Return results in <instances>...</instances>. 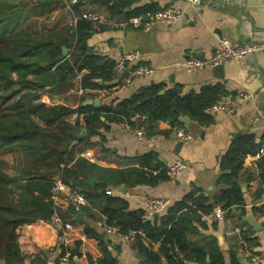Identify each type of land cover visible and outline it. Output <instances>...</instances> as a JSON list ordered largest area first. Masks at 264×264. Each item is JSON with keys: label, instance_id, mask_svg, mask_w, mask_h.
Wrapping results in <instances>:
<instances>
[{"label": "trees", "instance_id": "16d2710c", "mask_svg": "<svg viewBox=\"0 0 264 264\" xmlns=\"http://www.w3.org/2000/svg\"><path fill=\"white\" fill-rule=\"evenodd\" d=\"M135 1L92 0L117 15H141L160 9L150 3L126 12ZM81 6V0L70 6L63 0H0V264H28L25 248L30 246L29 230L38 220L51 221L57 211L63 224L76 223L81 210L96 217L97 209L108 218L107 226L118 227L121 233L143 230L144 235H137L132 246L144 263L163 264L164 256L169 264H203V249L186 239L191 230L188 226L198 217L196 221L202 222L216 206L227 211L241 207V215L246 214L240 174L248 156L260 155L257 167L261 187L256 193L260 197L264 192V154L260 153L264 138L257 143L254 135H246L229 146L219 163L217 185L221 190L213 199L196 189L154 220H146L144 209L128 210L127 200L107 191L121 184L154 185L171 178L167 164L150 152L124 169L99 166L82 155L85 146L93 144L92 137L100 134L107 122L126 123L131 128L144 125L147 136L161 132V121L184 128L185 117L208 126L214 122L212 107L222 96L231 94L223 83L207 84L188 93L179 84L167 87L153 83L110 105L73 107L62 102L77 79L84 91H112L123 84L115 71L116 61L81 49L95 31L90 21L81 18ZM59 8L62 13L49 21ZM71 11L77 16H73L74 25L68 21ZM32 17L36 18L34 22L45 18L41 24H27ZM64 46L69 50L67 55ZM89 96L83 94L80 102ZM136 113L145 115V119H134ZM83 129L86 136L79 137ZM92 176L98 178L94 183H90ZM57 178L79 190L87 205L65 202L64 194L58 197L65 201L58 203L53 193ZM91 232L87 226V233ZM157 242L160 247L156 251L153 243ZM177 248L185 253L182 260L177 258ZM66 249L63 244L58 246L60 252ZM218 262H223L222 256H217ZM98 263L118 261L105 255Z\"/></svg>", "mask_w": 264, "mask_h": 264}, {"label": "crops", "instance_id": "0c3cea01", "mask_svg": "<svg viewBox=\"0 0 264 264\" xmlns=\"http://www.w3.org/2000/svg\"><path fill=\"white\" fill-rule=\"evenodd\" d=\"M81 3L83 12L91 11L115 21L128 17L112 14L106 6L94 4L92 0H81ZM150 3L156 4L160 9H180L184 11V16L175 23H162L149 31L103 28L91 32L85 41L87 46L81 47L88 54L92 52L102 55L117 64L123 55L136 54L124 69L129 70V75L120 80L124 71L117 73L123 84L112 91H84L77 79L65 94L66 100L62 99V102L77 107L80 104L85 105L84 102L89 99L99 98L101 106L110 105L131 97L136 90L153 83L167 87L179 84L183 86L184 93L199 90L207 84L223 83L231 95L249 92L253 96L237 112L213 110L214 122L208 126L202 127L189 117L183 118L185 126L181 129L193 135L189 143L180 141L177 138L178 129L166 121L159 122L160 133L150 136L148 134L145 140L139 139L126 123L107 122L105 127L100 128V134L92 137L93 144L85 146L83 152L90 150L97 160L95 164L115 169L129 167L138 162L140 156L150 152H154L159 161L167 165L183 160L186 167L179 174L157 184L135 187L121 184L109 189L113 195L127 200L128 210L131 211L146 210L145 202L149 198H166L169 204L159 213L162 216L168 212V207L184 200L191 191L197 189L211 199L219 193V163L222 155L236 139L254 135L257 143L263 142L264 52L250 54L240 62L224 64L223 78L215 76L214 67L188 72L183 63L190 57L210 59L221 38L264 42V0H202L200 7H193L186 0H136L129 7V11H125L130 12ZM65 10L64 8L63 12ZM61 13V8L54 11L49 21H54ZM69 14L68 21L73 24L77 16L72 15V11ZM137 66L153 67L155 73L128 81L131 70ZM80 89L83 90L82 93ZM83 94L92 96L80 102ZM186 118L191 119V122H186ZM101 119L106 120L104 116ZM260 153L264 154V148ZM259 156H248L245 168L240 174L239 180L246 199L244 216L241 215V207H234L231 211L225 210L223 221L218 220L212 213L204 215L202 222L196 221L200 220L198 217L188 226L191 230L188 231L186 239L203 249L200 253L205 258L203 264H217V256L223 257V262L218 264H252L251 254H264V192L260 197L256 194L261 187L257 167ZM63 201L65 200L57 198L58 203ZM96 211L97 216L92 217L81 210V218L76 219V223L69 222L71 227L65 231L71 250L78 252L73 253V264H99V260L105 255L116 258L118 264H147L140 259L132 243L125 241L121 234L107 230L108 218L98 209ZM248 216L255 218L259 224L257 228L249 222ZM154 218L153 216L151 220ZM87 226L92 229L90 235L87 233ZM29 231L30 246L25 248L27 263L60 264L61 253L58 246L63 242L64 231L51 221L44 220L35 222ZM153 247L157 251L160 243H153ZM184 257L185 253L177 248V258L182 260ZM162 260L163 264H169L164 256Z\"/></svg>", "mask_w": 264, "mask_h": 264}, {"label": "built area", "instance_id": "2783aa9c", "mask_svg": "<svg viewBox=\"0 0 264 264\" xmlns=\"http://www.w3.org/2000/svg\"><path fill=\"white\" fill-rule=\"evenodd\" d=\"M69 6L76 4L79 0H64ZM186 2L193 7H200L202 5V0H186ZM184 16V11L176 9L174 7L161 8L154 12H147L146 14L141 15H132L124 18L120 21H115L108 17L99 16L98 14L85 11L82 12L81 18L87 19L92 23V29L95 31L101 30L103 28H132V29H142V30H152L157 25L166 23L172 24L179 21ZM264 50V42H259L256 40H247V41H233L228 38H221L213 52V55L210 59H201L190 57L184 63V69L188 72H193L199 69L206 67H215L218 65H224L230 62H240L242 59L247 57L250 54L260 52ZM136 57L135 53H127L122 56L119 60L116 71L117 73H122L126 68L127 63L133 60ZM155 73V69L150 66H137L133 68L130 72V77L128 81L133 80L138 77H148ZM82 89L80 92L82 93ZM253 99V96L249 92H240L238 94L222 96L220 100L212 107V110L215 111H226V112H237L241 109L243 103L247 100ZM145 115L136 113L134 119L143 120ZM131 131L139 137L141 140L147 139L146 128L144 125L138 126L136 128H131ZM177 138L184 142L189 143L193 139V135L186 131L185 129L177 130ZM88 160L91 162H97L94 154L87 150L82 153ZM186 167V163L183 160H178L174 164L167 165L168 174L172 177L179 174ZM53 193L55 198H58L59 194H64L66 200L69 203L73 204H86V197L79 191L64 181L61 178H57L55 181V186L53 188ZM108 194H112L111 190L107 191ZM169 204V200L166 198H149L145 202L146 209V220H151L153 216L162 212ZM214 216L223 221L225 219V210L222 206L215 208ZM51 222L57 227L64 231L63 244L67 249L64 252H60V264H73L74 254L70 248V242L67 238L65 231L71 227L69 223L63 224L61 217L54 211ZM107 230L110 232H115L121 234L123 239L128 243H133L136 236L141 234L144 235L142 229L132 230L128 233H121L118 227L107 226ZM241 230V228H238ZM250 261L252 264H264V254L254 253L251 254Z\"/></svg>", "mask_w": 264, "mask_h": 264}, {"label": "water", "instance_id": "95a60500", "mask_svg": "<svg viewBox=\"0 0 264 264\" xmlns=\"http://www.w3.org/2000/svg\"><path fill=\"white\" fill-rule=\"evenodd\" d=\"M126 11H129V8H127L126 9ZM87 45H86V42H83L82 44H81V47H86ZM63 51H64V55H67L68 54V49H67V47H63ZM262 52H264V50H262ZM214 72H215V76L216 77H219V78H223L224 77V73H225V67H224V65H218V66H215L214 67ZM129 75V70H125L124 71V73L120 76V80H123V79H125L127 76ZM98 83L99 84H101L102 83V81L101 80H98ZM132 90H134V87H132ZM163 92V91H162ZM55 103H58V100L56 99L55 100ZM84 104L85 105H95V106H97V107H99V106H101V100L99 99V98H96V99H89V100H87V101H85L84 102ZM185 121L186 122H191V119H189V118H186L185 119ZM86 130L85 129H83L82 130V132L80 133V135H79V137H84V136H86ZM77 140L76 141H74L73 142V144H77ZM181 144V143H180ZM97 180V178L96 177H90V183H94L95 181ZM122 188H123V186H122ZM83 213H79L78 215H77V217H76V219L77 220H79L80 218H81V215H82ZM157 216H159L160 214H156ZM248 220H249V222L254 226V227H258V222L255 220V218L253 217V216H248Z\"/></svg>", "mask_w": 264, "mask_h": 264}, {"label": "rangeland", "instance_id": "374dc122", "mask_svg": "<svg viewBox=\"0 0 264 264\" xmlns=\"http://www.w3.org/2000/svg\"><path fill=\"white\" fill-rule=\"evenodd\" d=\"M34 19H36V18H34V17H32V18H30V20H29V22H27V24H29V23H35V24H41V20H43L42 18L41 19H37L36 20V22H34ZM24 26H26L25 24H24ZM45 101H47V102H52L50 99H48V98H46V99H44Z\"/></svg>", "mask_w": 264, "mask_h": 264}]
</instances>
